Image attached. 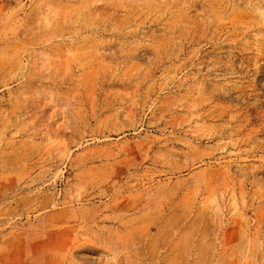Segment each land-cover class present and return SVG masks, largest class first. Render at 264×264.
Returning <instances> with one entry per match:
<instances>
[{"label": "rangeland", "instance_id": "obj_1", "mask_svg": "<svg viewBox=\"0 0 264 264\" xmlns=\"http://www.w3.org/2000/svg\"><path fill=\"white\" fill-rule=\"evenodd\" d=\"M0 264H264V0H0Z\"/></svg>", "mask_w": 264, "mask_h": 264}]
</instances>
